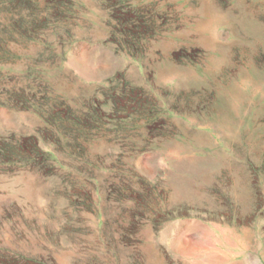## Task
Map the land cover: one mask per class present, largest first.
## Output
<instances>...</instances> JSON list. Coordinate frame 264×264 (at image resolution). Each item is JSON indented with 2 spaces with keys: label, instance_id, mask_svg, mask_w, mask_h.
Returning <instances> with one entry per match:
<instances>
[{
  "label": "rangeland",
  "instance_id": "1",
  "mask_svg": "<svg viewBox=\"0 0 264 264\" xmlns=\"http://www.w3.org/2000/svg\"><path fill=\"white\" fill-rule=\"evenodd\" d=\"M2 2L0 264H264V0Z\"/></svg>",
  "mask_w": 264,
  "mask_h": 264
},
{
  "label": "trees",
  "instance_id": "2",
  "mask_svg": "<svg viewBox=\"0 0 264 264\" xmlns=\"http://www.w3.org/2000/svg\"><path fill=\"white\" fill-rule=\"evenodd\" d=\"M46 1V14L43 16H38L33 14V6L32 1L30 0H3L2 4L7 8H11L15 5L26 8V13L28 14L25 17L26 20H22L21 17H13L10 18V28L8 31L9 36L17 35V36H30L34 34L36 30L45 26L49 20H60L62 18V14L64 13L61 0H45ZM122 22H128L127 16L122 15ZM127 25V24H126ZM129 26H135V24L129 23ZM127 31H123L122 36L127 38L131 36V34ZM2 33V32H1ZM2 35H0V39ZM1 47V46H0ZM134 90L129 89L126 84L122 85L117 93V97L121 102L135 101L136 95L133 94ZM21 100V97H20ZM24 101V102H23ZM23 103H26L24 99H22ZM21 103V104H23ZM124 108V107H123ZM54 109L51 108V111ZM50 111V112H51ZM48 112V111H47ZM48 112L50 115L51 113ZM94 120H97L95 116H91ZM87 119L88 116H87ZM3 141L0 138V162H11L14 158L18 157L19 159L24 158L31 163L46 162V153H43L38 147V141L35 137L24 138L18 145L10 146L9 144L2 143Z\"/></svg>",
  "mask_w": 264,
  "mask_h": 264
},
{
  "label": "water",
  "instance_id": "3",
  "mask_svg": "<svg viewBox=\"0 0 264 264\" xmlns=\"http://www.w3.org/2000/svg\"><path fill=\"white\" fill-rule=\"evenodd\" d=\"M17 44H19V43H17ZM9 45H10V41L8 39H6V38H1L0 39V46L3 47L4 50L7 49V52L9 51L8 50L9 49ZM18 46H21V45L19 44ZM37 75H39L40 77H44L45 76V74L40 69L37 71Z\"/></svg>",
  "mask_w": 264,
  "mask_h": 264
}]
</instances>
